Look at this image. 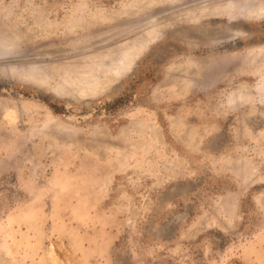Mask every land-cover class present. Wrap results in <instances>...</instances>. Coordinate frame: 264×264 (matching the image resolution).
<instances>
[{
    "label": "rangeland",
    "instance_id": "374dc122",
    "mask_svg": "<svg viewBox=\"0 0 264 264\" xmlns=\"http://www.w3.org/2000/svg\"><path fill=\"white\" fill-rule=\"evenodd\" d=\"M264 0H0V264H264Z\"/></svg>",
    "mask_w": 264,
    "mask_h": 264
},
{
    "label": "bare ground",
    "instance_id": "6f19581e",
    "mask_svg": "<svg viewBox=\"0 0 264 264\" xmlns=\"http://www.w3.org/2000/svg\"><path fill=\"white\" fill-rule=\"evenodd\" d=\"M262 11L264 10V8L263 9H261Z\"/></svg>",
    "mask_w": 264,
    "mask_h": 264
}]
</instances>
